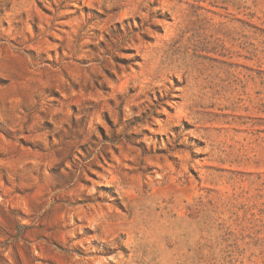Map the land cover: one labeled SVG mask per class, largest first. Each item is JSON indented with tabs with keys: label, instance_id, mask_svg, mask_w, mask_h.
<instances>
[{
	"label": "rangeland",
	"instance_id": "374dc122",
	"mask_svg": "<svg viewBox=\"0 0 264 264\" xmlns=\"http://www.w3.org/2000/svg\"><path fill=\"white\" fill-rule=\"evenodd\" d=\"M0 264H264V0H0Z\"/></svg>",
	"mask_w": 264,
	"mask_h": 264
}]
</instances>
